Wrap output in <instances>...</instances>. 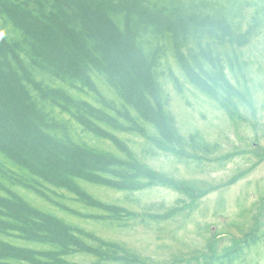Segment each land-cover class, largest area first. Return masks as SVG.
I'll use <instances>...</instances> for the list:
<instances>
[{"label": "trees", "instance_id": "trees-1", "mask_svg": "<svg viewBox=\"0 0 264 264\" xmlns=\"http://www.w3.org/2000/svg\"><path fill=\"white\" fill-rule=\"evenodd\" d=\"M244 7L254 14L242 31ZM257 7L236 0H0V264H72L78 254L98 258L96 264H146L35 208L19 191L77 218L117 226L139 215L96 199L85 185L128 194L167 185L191 204L208 195L151 172L122 137H141L143 154L162 150L183 164L201 165L217 153L200 135H181L166 110L165 84L182 94V78L240 121L249 94L229 78L245 74L232 51L262 28ZM79 134L111 144L114 153ZM145 216L141 222L160 219ZM221 239L213 236L190 264H236L264 240V229L254 226L227 248Z\"/></svg>", "mask_w": 264, "mask_h": 264}, {"label": "rangeland", "instance_id": "rangeland-1", "mask_svg": "<svg viewBox=\"0 0 264 264\" xmlns=\"http://www.w3.org/2000/svg\"><path fill=\"white\" fill-rule=\"evenodd\" d=\"M215 1L227 4L234 0ZM236 1L239 5L240 2L258 4L256 10L260 12V20L264 21V0ZM253 14V8L244 7L242 31L250 25ZM232 52L244 65L241 73L245 74L244 77L238 75L236 79L229 74V78L249 94L250 106H240V121L232 122L217 104L188 86L182 78V94H178L170 83L165 84L169 98L166 110L174 116L181 135L187 137L198 134L210 146L217 145V153L208 156L201 165L193 162L183 164L162 150L156 151V156L143 154L146 140L141 137H122L128 140L133 154L151 172L171 182L209 191L208 195L191 204L188 196L167 185H154L133 194L85 185V190L96 199L139 215L135 220L123 221L121 226H117L116 222L96 223L77 218L53 208L32 194L19 191L20 195L35 208L53 214L103 241L120 245L146 264H190L193 255L204 252L209 240L215 235H227L219 242L220 248H227L254 226L263 230L264 207H260V204L264 198V159H257L255 154L264 153V23L248 44ZM79 135L88 145L114 153L111 144ZM228 155L233 157L224 163L217 161ZM244 173L246 175L243 178L231 183ZM63 203L81 213L90 212L71 201L63 200ZM145 214L160 219L158 222H149L147 219L141 222L140 216L146 217ZM69 260L72 264L98 262V258L80 254ZM103 264L120 263L108 260ZM236 264H264V240Z\"/></svg>", "mask_w": 264, "mask_h": 264}]
</instances>
